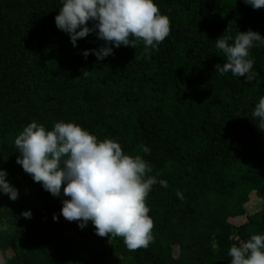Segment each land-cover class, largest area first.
Segmentation results:
<instances>
[{"label": "trees", "instance_id": "16d2710c", "mask_svg": "<svg viewBox=\"0 0 264 264\" xmlns=\"http://www.w3.org/2000/svg\"><path fill=\"white\" fill-rule=\"evenodd\" d=\"M153 2L171 21L158 50L140 42L98 61L89 51L104 46L96 33L74 47L57 29L63 0H0V169L19 193L16 201L0 193V264H231L233 244L264 235V130L252 116L264 97V46L250 49L251 82L214 67L225 63L219 37L251 29L264 38V8ZM32 121L47 130L75 123L149 162L157 183L146 250L130 252L123 238L60 215L63 186L53 197L16 163L15 137Z\"/></svg>", "mask_w": 264, "mask_h": 264}, {"label": "clouds", "instance_id": "9594fccd", "mask_svg": "<svg viewBox=\"0 0 264 264\" xmlns=\"http://www.w3.org/2000/svg\"><path fill=\"white\" fill-rule=\"evenodd\" d=\"M242 2L254 10L264 8V0ZM54 20L74 47L78 39L96 33L104 46L89 51L98 61L112 55L113 48H135L140 42L145 52L158 50L171 32L169 17L160 13L153 0H63ZM89 22L92 27L87 26ZM235 33L234 38L221 36L215 41L216 49L225 57L223 65L214 66L215 71L221 76L230 72L251 82L256 74L252 72L250 49L264 46V38L251 29ZM89 51L83 53L85 58ZM252 116L258 118V129L264 130V97L255 105ZM14 145L20 153L16 163L34 182L53 197L61 195L63 186V196L68 199L62 200L60 215L66 221L78 222L80 229L91 222L97 236L123 238L130 252L146 250L154 242L147 198L157 180L148 175L152 167L140 155L125 154L115 140L100 141L81 126L63 121L56 122L51 130L32 121L15 137ZM139 147L150 154L146 145ZM6 176V170L0 169V193L16 201L18 190ZM176 195L184 199L182 192ZM21 216L30 219L31 212H22ZM53 221H58L55 214ZM228 255L231 264H264V235H252L233 244Z\"/></svg>", "mask_w": 264, "mask_h": 264}]
</instances>
